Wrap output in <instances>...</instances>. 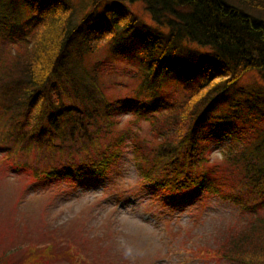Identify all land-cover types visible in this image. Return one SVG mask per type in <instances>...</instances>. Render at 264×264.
Masks as SVG:
<instances>
[{"label": "trees", "instance_id": "trees-1", "mask_svg": "<svg viewBox=\"0 0 264 264\" xmlns=\"http://www.w3.org/2000/svg\"><path fill=\"white\" fill-rule=\"evenodd\" d=\"M132 80L136 91L107 94ZM122 115L131 133L116 128ZM215 130L229 136L210 160ZM128 141L154 197L184 205L201 191L237 207L202 258L264 264V0H0L4 162L36 182L99 184ZM75 256L28 244L0 264Z\"/></svg>", "mask_w": 264, "mask_h": 264}, {"label": "rangeland", "instance_id": "rangeland-1", "mask_svg": "<svg viewBox=\"0 0 264 264\" xmlns=\"http://www.w3.org/2000/svg\"><path fill=\"white\" fill-rule=\"evenodd\" d=\"M133 10L150 21L140 3ZM242 82L249 84L252 77H243ZM134 85L132 80L126 88L109 89L107 94L114 98L123 91L134 92ZM135 120L122 115L116 128H129L131 133ZM134 128L141 140L149 137L148 121L141 120ZM213 134L210 160L221 156L229 136L219 139L218 130ZM134 155L128 141L122 156L94 178L99 184L91 179L76 185L62 180L39 188L27 170L4 162L0 151V251L52 242L62 249L72 245L82 264H229L204 259L200 250L221 238L222 227L236 216L237 207L228 198L213 195H198L184 205L163 193L150 195L138 177ZM48 264L72 263L64 258Z\"/></svg>", "mask_w": 264, "mask_h": 264}]
</instances>
